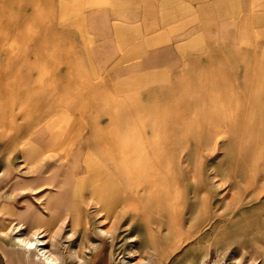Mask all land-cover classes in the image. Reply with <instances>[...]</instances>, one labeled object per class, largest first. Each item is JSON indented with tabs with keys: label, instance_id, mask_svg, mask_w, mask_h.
Instances as JSON below:
<instances>
[{
	"label": "crops",
	"instance_id": "obj_1",
	"mask_svg": "<svg viewBox=\"0 0 264 264\" xmlns=\"http://www.w3.org/2000/svg\"><path fill=\"white\" fill-rule=\"evenodd\" d=\"M0 12L3 43L18 45L0 52V126L9 131L0 155L22 158L17 174L4 166L0 189L24 191L15 201L0 195V222L22 229L46 223L38 204L53 210L48 221L85 229L90 213L72 195L75 183L129 170L136 154H147L172 99L181 108L229 105L245 77L264 76V0H0ZM47 184L54 189L46 195ZM7 259L23 264L19 253Z\"/></svg>",
	"mask_w": 264,
	"mask_h": 264
},
{
	"label": "rangeland",
	"instance_id": "obj_2",
	"mask_svg": "<svg viewBox=\"0 0 264 264\" xmlns=\"http://www.w3.org/2000/svg\"><path fill=\"white\" fill-rule=\"evenodd\" d=\"M1 24L0 21V52H17V44L3 43L2 31L5 30ZM6 62L0 59V117L2 113H7V96L2 84ZM248 93L251 95L248 96ZM234 96L243 97L245 102L241 100L240 104L260 103L264 113V76L245 77V89L235 91L232 98ZM177 103L171 101L168 110L170 117L164 112L163 118L166 116L168 122L160 117V121H165L164 125H159L160 131L165 128L166 132L163 130L155 133L159 137L170 133L173 138L169 140L171 149L167 162L170 170L169 176H166L174 189L169 193L166 203L160 204L155 199L159 197L156 195L159 191L153 185L159 183L136 185L134 181L126 183L121 177H124L123 173H88L91 182L97 183L86 182L81 188L80 183H75L72 194L86 203L78 205L90 213L89 222L84 223L86 228L78 225L75 229L67 220L48 221L46 215H50L53 210L38 204L46 217V223L41 220L34 229L23 222L25 228L14 233L11 230L16 225H11V221L5 219L4 223L0 222V264H8L7 255L12 252L22 256L23 264H44L33 249L27 251L10 244L12 236L32 240L39 234L46 241L45 248L59 258L60 264H122V261L131 264H200L205 260L214 264H264V124H256L255 127L250 126L241 131L240 127L229 126L220 121L222 118L219 115L212 114L208 117L209 124L204 126L207 133L201 135L202 125L197 114L206 106L181 108ZM217 103L221 107L227 106L222 105L227 103L225 101ZM241 109L238 107L233 113L235 111L237 114ZM261 116H248L245 119L247 122L250 119L261 120ZM181 118L186 119V122ZM182 122L186 123L184 128L179 125ZM193 124L196 125L193 127ZM197 125V134H193L192 130H197ZM182 130H189V135L182 133ZM11 132L17 133L18 128L11 129ZM8 133L7 126L1 125L0 138L8 136ZM193 135L203 138L194 141ZM165 141L159 139L158 143L163 145ZM10 151H14L13 145ZM250 151L257 153L247 154ZM21 160V157L15 155H0V181L7 177V172L3 171L8 167L17 171V174ZM127 173L125 178L133 172ZM11 184L5 183L0 189V195L8 193L12 195L9 200L15 201L16 196L22 195L24 191H11ZM139 185L143 187L138 189ZM104 187H113L114 194L110 197L106 192L110 198L108 203L101 206L89 196L91 192L103 195ZM53 189L52 185L47 184L43 194H50ZM151 193L156 195H153L156 203H153V197L150 198Z\"/></svg>",
	"mask_w": 264,
	"mask_h": 264
},
{
	"label": "bare ground",
	"instance_id": "obj_3",
	"mask_svg": "<svg viewBox=\"0 0 264 264\" xmlns=\"http://www.w3.org/2000/svg\"><path fill=\"white\" fill-rule=\"evenodd\" d=\"M41 58V57H40ZM37 73V72H36ZM44 75V74H43ZM46 76L47 75H49V74H45ZM69 75V74H68ZM37 76V75H36ZM253 77H255V76H253ZM47 78V77H46ZM56 78V77H55ZM35 79V78H34ZM39 79V78H38ZM40 81V80H39ZM58 81V80H57ZM57 81H56V83H57ZM50 82V81H49ZM36 84V83H35ZM184 84V83H183ZM52 85V84H51ZM40 86V85H39ZM256 87V86H255ZM8 89V88H7ZM24 89V88H23ZM28 89V88H27ZM38 89V88H37ZM36 90V89H35ZM259 90H260V88H259ZM41 91V90H40ZM52 91V90H51ZM178 91V90H177ZM182 91H184V90H182ZM26 92H28V91H26ZM25 92V93H26ZM34 92H36L37 93V91H34ZM54 92V91H53ZM66 92V91H65ZM249 92V91H248ZM254 92V91H253ZM259 92V91H258ZM29 93V92H28ZM42 93V92H41ZM163 93V92H162ZM185 93H186V91H185ZM255 93H256V91H255ZM6 94V93H5ZM35 93H33V95L32 96H34L35 97V95H34ZM159 94V93H158ZM165 94H167L168 95V93H165ZM259 94V93H258ZM8 95V94H7ZM21 95H23V94H21ZM29 95V94H28ZM28 95H26V96H28ZM66 95V94H65ZM249 95H251V93H248V96ZM14 96V95H13ZM38 96H39V94H38ZM42 96V95H41ZM59 96V95H58ZM159 96V95H158ZM172 96V95H171ZM247 96V97H248ZM14 97H16V96H14ZM24 97H25V95H24ZM85 96H83L82 98H84ZM165 99L167 98V97H165V96H163ZM182 97H183V95H182ZM181 97V98H182ZM22 98H23V96H22ZM58 98V97H57ZM157 98V97H156ZM161 98V97H160ZM171 98H173V97H171ZM170 98V99H171ZM178 98V97H177ZM18 99V98H17ZM27 99V98H26ZM25 99V100H26ZM162 99V98H161ZM258 99V98H257ZM24 100V101H25ZM28 100V102H29V98L27 99ZM56 100V99H55ZM232 100H233V104H231V105H227L226 107H221V106H219V105H211V106H206L205 108H201V112L199 113V114H197L198 116H200V124L202 125V129H201V127H200V132H202V134L201 135H203V133H207V131L208 130H206V127H204L205 126V124H209V123H207V121H208V117L210 116V115H212V114H215L216 116L217 115H219V118L221 117L222 118V120H220V121H222V122H226L227 124H229V126L231 125V126H234L235 128H237V127H240V129H241V131L242 130H244L245 131V129H247V127H250V126H252V127H255V126H257L256 124H264V121H262V117H264V113H263V108L260 106V103H258V104H256V105H254V104H244V103H242V104H240V102H245L244 101V99H243V97H233L232 98ZM242 100V101H241ZM9 101V100H8ZM67 101V100H66ZM155 101V100H154ZM171 101H173V99L171 100ZM181 100L179 99V102H180ZM234 101L237 103H234ZM58 102V101H57ZM60 102V101H59ZM151 102V101H150ZM177 102H178V99H177ZM148 103H149V101H148ZM151 103H153V102H151ZM154 104H155V102H154ZM28 105V104H27ZM114 105H116V104H114ZM149 105H151L150 103H149ZM161 106L163 105L162 103L160 104ZM159 105V106H160ZM179 105V104H178ZM52 106V105H51ZM111 106V105H110ZM153 106V105H152ZM41 107H43V106H41ZM47 107V105L45 106L44 105V108H46ZM111 107H113V105L111 106ZM115 107H117V106H115ZM137 107V106H136ZM179 107V106H178ZM238 107H241L242 109L240 110V112H238L237 114H235V111H236V109H238ZM59 108V107H58ZM139 108H141V107H139ZM138 108V109H139ZM153 108H155V107H153ZM162 108V107H161ZM167 108V107H166ZM116 109V108H115ZM168 109V108H167ZM167 109H166V111H167ZM105 110H107V109H105ZM169 110V109H168ZM177 110V109H176ZM185 110V109H184ZM233 110H235L234 111V113H233ZM25 111V110H24ZM45 111V110H44ZM108 111V110H107ZM152 111V110H151ZM165 111V112H166ZM232 111V114L230 113ZM32 112H33V110H32ZM34 112H35V110H34ZM39 112V111H38ZM60 112V111H59ZM70 112V111H69ZM73 112V111H72ZM146 112V111H145ZM144 112V113H145ZM171 112V111H170ZM29 113H30V111H29ZM44 113L45 112H43V115H44ZM68 113V112H67ZM132 113V112H131ZM134 113V112H133ZM132 113V114H133ZM167 113V112H166ZM166 113H165V115H166ZM172 113V112H171ZM253 113H258V115H253ZM33 114V113H32ZM31 114V115H32ZM36 114V113H35ZM41 114H42V111H41ZM155 114V113H154ZM164 114V113H163ZM168 114H169V112H168ZM7 115V114H6ZM19 115V114H18ZM28 115V114H27ZM39 115H40V112H39ZM65 115V114H64ZM67 115V114H66ZM124 115V114H123ZM131 115V114H130ZM144 115V114H143ZM142 115V116H143ZM260 115H262L260 118H261V120L260 119H255V120H252L251 121V119L247 122L246 121V117H248V116H256V117H259ZM33 116H36V115H34L33 114ZM49 116V115H48ZM69 116V115H68ZM128 116V115H127ZM126 116V117H127ZM164 116V115H163ZM180 116V115H179ZM179 116H177V117H179ZM126 117L124 118V120L126 119ZM140 117V116H139ZM150 117H152V116H150ZM168 117H170L169 115H168ZM29 118V117H28ZM35 118V117H34ZM70 118V117H69ZM128 119L130 118L129 116L127 117ZM157 118H158V116H157ZM165 118H166V116H165ZM165 118H164V120H165ZM5 119V118H4ZM31 119H32V116H31ZM39 119V118H38ZM46 119V118H45ZM48 119H50V118H48ZM121 119V118H120ZM158 119H160V118H158ZM170 119V118H169ZM171 119H172V116H171ZM175 119H177V118H175ZM181 119H183V118H181ZM195 119V118H194ZM33 120V119H32ZM42 120V119H41ZM52 120V119H51ZM68 120V119H67ZM95 120V119H94ZM149 120V119H148ZM147 120V121H148ZM163 119L161 120V123H162V121H164ZM184 120V119H183ZM186 120V119H185ZM184 120V121H185ZM192 120H193V118H192ZM10 121V120H9ZM36 121H37V119H36ZM69 121V120H68ZM142 121V120H141ZM146 120H145V122H147ZM155 121H156V119H155ZM167 121V120H166ZM173 121L175 122V120L173 119ZM182 120H180V122H181ZM6 122V121H5ZM38 122H39V120H38ZM41 122V121H40ZM45 122V121H44ZM117 122H118V120H117ZM123 122V121H122ZM121 122V123H122ZM125 122V121H124ZM123 122V123H124ZM129 122V121H128ZM165 122V121H164ZM170 122H172V121H170ZM186 122V121H185ZM1 123V122H0ZM46 123V122H45ZM62 123V122H61ZM134 123V122H133ZM132 123V124H133ZM158 123V122H157ZM161 123H159V124H161ZM192 123H194L193 121H192ZM38 124V123H37ZM66 124V123H65ZM125 124V123H124ZM136 124V123H135ZM148 124V123H147ZM159 124H158V126H159ZM186 124V123H185ZM185 124H184V122H182V123H180L179 125L180 126H182L183 128L185 127ZM14 125V124H13ZM60 125V124H59ZM59 125H58V127H59ZM128 125V124H127ZM161 125H164L163 123L161 124ZM174 125V124H173ZM194 125H196V124H193L192 126L194 127ZM151 126V125H150ZM155 126H156V123H155ZM154 126V127H155ZM172 126V125H171ZM57 127V126H56ZM66 127V126H65ZM168 127V126H167ZM195 127H197V130H192V132H193V134L195 133V134H197V131H198V125L197 126H195ZM39 128V127H38ZM132 128V127H131ZM140 127H138V129L137 130H140L139 129ZM169 128H170V126H169ZM157 129V128H156ZM156 129H155V131H156ZM165 129V128H164ZM163 128H162V131L164 130ZM167 129V128H166ZM122 130H124V129H122ZM147 130V129H146ZM158 130V129H157ZM160 131V130H159ZM162 131H160V132H162ZM165 131V130H164ZM120 132V131H119ZM136 132V131H135ZM166 132V131H165ZM192 132H191V135H192ZM210 132V131H209ZM218 132V131H217ZM216 132V133H217ZM51 133V132H50ZM148 133H150V132H148ZM182 133H184V134H188V133H190L189 132V130L187 131V130H182ZM61 134V133H60ZM83 134V133H82ZM82 134H81V136H82ZM90 134V133H89ZM161 134V133H160ZM210 135L211 134H213V132L212 133H209ZM8 135V134H7ZM106 135V134H105ZM135 135V134H134ZM134 135H131V136H134ZM148 135V134H147ZM151 135V134H150ZM149 135V136H150ZM189 135V134H188ZM9 136V135H8ZM80 136V137H81ZM103 136V135H102ZM107 136V135H106ZM126 136H127V134H126ZM130 136V135H129ZM194 136V135H193ZM192 136V137H193ZM200 136V135H199ZM92 137V136H91ZM123 137H124V135H123ZM195 137V136H194ZM182 138L183 139H185L186 137L183 135L182 136ZM181 138V139H182ZM187 138H189V137H187ZM203 138V136H201V137H195V138H193L192 140H194V141H199L200 139H202ZM84 139V138H83ZM121 139V138H120ZM159 139H161V140H166L165 141V144L163 143V145H161V144H159L158 143V140ZM171 139H173L171 136H170V133H164V135H160V137L159 136H155V134H154V136L152 137V140H151V143H148V144H150L149 146H148V149H147V154H145V155H139V158H137V154H136V156H135V159L134 160H130V158L128 159V160H130V163H129V170H126V171H123V172H120V174L121 173H123V175H124V177L123 176H121L122 178H124L125 180V182L126 183H128L129 181H134V183H137L136 185H138V183H146V185H147V183H159V184H154L153 186L155 187H157V189L156 190H158L159 191V194L158 193H156V195L157 196H159V197H157V198H155V199H157L156 201H158V203H160V204H162V203H166L167 201H168V195H169V193H171V191L174 189L173 187H172V185L170 184L171 183V181H170V179H169V177H167L166 176V174L169 176V163L167 162V159L168 158H170V149H171V147H170V143H169V140H171ZM189 139H191V138H189ZM107 140V139H106ZM108 140H109V138H108ZM56 142V141H55ZM112 142V141H111ZM150 142V141H149ZM53 143H54V141H53ZM147 143V142H146ZM41 145V144H40ZM51 145H53L52 143H51ZM79 145V144H78ZM62 146V145H61ZM74 146V145H73ZM98 146H99V144H98ZM132 146V145H131ZM41 147H42V145H41ZM53 147V146H52ZM116 147V146H115ZM135 147V146H134ZM133 147V148H134ZM73 148V147H72ZM54 149V148H53ZM52 149V150H53ZM136 149V148H135ZM83 150V149H82ZM81 150V151H82ZM114 150V149H113ZM112 150V151H113ZM119 150V149H118ZM138 150H139V148H138ZM45 151V150H44ZM102 151V150H101ZM134 151V150H133ZM136 151V150H135ZM29 152V151H28ZM53 152V151H52ZM57 152V151H56ZM59 152V151H58ZM70 152H71V150H70ZM94 152H95V150H94ZM103 152H105L104 150H103ZM111 152V151H110ZM33 153V152H32ZM44 153V152H43ZM42 153V154H43ZM96 153V152H95ZM98 153V152H97ZM130 153H131V151H130ZM138 153V152H137ZM257 153V151H250L249 153H247V154H249V155H255ZM133 154H135V152L133 153ZM132 154V155H133ZM262 154V153H261ZM116 156V155H115ZM129 156H131V155H129ZM134 156V155H133ZM37 157V156H36ZM182 157V156H181ZM38 158V157H37ZM128 158V157H127ZM166 159V162H164V160ZM117 161V160H116ZM260 161V160H259ZM99 163V162H98ZM95 165V164H94ZM98 165V164H97ZM128 166V165H127ZM89 167V166H88ZM91 167V166H90ZM89 167V168H90ZM97 169V168H96ZM90 170V169H89ZM91 171V170H90ZM93 171H94V169H93ZM98 172V171H97ZM127 172H129V174L130 173H132V175H130L128 178H125V173H127ZM128 174V173H127ZM144 174H145V176H144ZM149 176H148V175ZM94 175H95V173H94ZM148 176V177H147ZM97 177H98V175H97ZM100 177V176H99ZM109 182V181H108ZM78 184V183H77ZM144 185V184H143ZM78 186V185H77ZM135 186V185H134ZM152 186V185H151ZM80 188L81 187H83V183H80V186H79ZM107 187V186H106ZM143 186L141 185H139V187H138V189L139 188H142ZM148 188H149V186H147ZM147 187L145 188L146 190H149V189H147ZM73 188V187H72ZM151 188V187H150ZM144 189V188H143ZM153 189V188H152ZM146 190H145V192H146ZM80 191V190H79ZM158 191H156V192H158ZM106 192H108L109 193V196L110 197H113V192H114V190H113V187L112 188H107V189H105V187L103 188V195H95L93 192H91L92 194L89 196V198L91 199L92 198V200H93V202H95V203H98V204H104V203H108L107 201H108V199L110 198V197H108V194H106ZM148 192V191H147ZM149 194H150V192H148ZM155 193V192H154ZM153 193V195H155ZM153 195H152V193H151V196H150V198H152L153 197ZM155 195V196H156ZM10 196H12V195H10ZM149 196V195H148ZM137 197H139V195H137ZM88 198V197H87ZM135 199H136V197H134ZM133 198V199H134ZM147 198V197H146ZM149 198V197H148ZM132 199V198H131ZM131 199H130V201H131ZM132 199V200H133ZM153 199V203H156V201L154 202V197L152 198ZM151 201V200H150ZM131 203H134L133 201L131 202ZM102 206V205H101ZM100 206V207H101ZM141 206V205H140ZM162 206V205H161ZM56 208V207H55ZM165 208V207H164ZM70 209V208H69ZM161 211V210H160ZM166 212H167V210H165ZM161 212H163V211H161ZM71 213V212H70ZM96 213H98V212H96ZM76 214V213H75ZM170 215H171V213H170ZM179 224V223H178ZM20 225V224H19ZM20 229H22V227L21 226H14L13 228H12V230L11 231H13L14 233H17V232H19V230ZM59 230V229H58ZM100 231H102L101 229H99ZM61 231V230H60ZM38 234V233H37ZM43 237V235H36L35 237H33V239L32 240H29V239H26V238H21L20 236H18V237H11V240H10V244L12 245V246H19V247H22V248H24L25 250H31V249H33V251H35V254H36V256L38 257V259L39 260H41L44 264H60V262H59V258H57L56 256H55V254L54 253H52L50 250H48L47 248H45V244H46V241H44V240H42L41 238ZM9 247H11V246H9ZM69 253V252H68ZM69 256V255H68ZM66 257V256H65ZM64 257V258H65ZM67 258V257H66ZM122 264H131V263H129V262H126V261H122ZM144 264H148V262H145Z\"/></svg>",
	"mask_w": 264,
	"mask_h": 264
},
{
	"label": "built area",
	"instance_id": "obj_4",
	"mask_svg": "<svg viewBox=\"0 0 264 264\" xmlns=\"http://www.w3.org/2000/svg\"><path fill=\"white\" fill-rule=\"evenodd\" d=\"M200 264H214V263L210 262L209 260H205V261L201 262Z\"/></svg>",
	"mask_w": 264,
	"mask_h": 264
}]
</instances>
